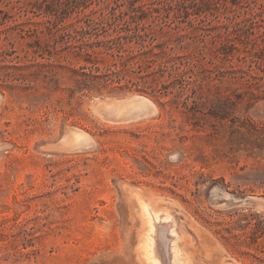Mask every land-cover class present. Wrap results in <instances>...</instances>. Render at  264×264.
Wrapping results in <instances>:
<instances>
[{"label":"rangeland","instance_id":"obj_1","mask_svg":"<svg viewBox=\"0 0 264 264\" xmlns=\"http://www.w3.org/2000/svg\"><path fill=\"white\" fill-rule=\"evenodd\" d=\"M133 1L174 18L168 0H0V264H150L144 205L172 218L156 244L174 224L182 264H264V0H210L182 24L207 34L194 113L185 94L79 92L83 62L53 54L78 19ZM220 97L234 104L214 117Z\"/></svg>","mask_w":264,"mask_h":264},{"label":"trees","instance_id":"obj_2","mask_svg":"<svg viewBox=\"0 0 264 264\" xmlns=\"http://www.w3.org/2000/svg\"><path fill=\"white\" fill-rule=\"evenodd\" d=\"M237 1L231 0V3L235 5ZM209 2L168 0L167 6L169 10L174 9V18L158 14L149 22L147 11L143 6H136V1L129 3V10L125 12L116 13L106 6L107 14L102 12L97 19L90 16L78 19L74 31L63 35L65 42L61 50L52 47L53 54L63 61L72 56L83 62L78 68L70 69V76H76L79 92L117 87L121 90L135 88L154 98L170 94L181 98L185 94L183 100H173L176 107L192 113L203 111L207 103L201 101L196 90L189 87L191 81L187 80V74L202 73L203 70L195 71L202 57L199 58L200 55L193 54L191 50L197 41L204 42L207 34L195 39L182 24L186 23L189 28L199 26L188 19L199 16L202 12L200 6H206ZM56 20L61 21L58 17ZM213 40L221 47L234 46L228 34L216 35ZM51 53L48 50V54ZM188 91H191V95ZM233 104L229 98L220 97L211 103L207 113L214 117L225 115Z\"/></svg>","mask_w":264,"mask_h":264},{"label":"bare ground","instance_id":"obj_3","mask_svg":"<svg viewBox=\"0 0 264 264\" xmlns=\"http://www.w3.org/2000/svg\"><path fill=\"white\" fill-rule=\"evenodd\" d=\"M142 212L148 227L144 236V254L146 260L150 261V264H182L183 259L178 257L176 252H174L177 236L174 233V224H164V227H162L164 228L163 233L160 235L161 242L158 245L156 244L157 235L155 236V229L158 227L156 225L157 222L162 220V222L167 223L172 221V218H168L165 212H153L148 205L142 206ZM168 232L171 238L168 237L169 235L167 236Z\"/></svg>","mask_w":264,"mask_h":264}]
</instances>
